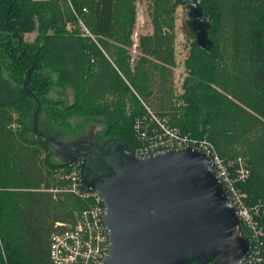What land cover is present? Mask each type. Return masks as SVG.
I'll list each match as a JSON object with an SVG mask.
<instances>
[{
  "label": "trees",
  "instance_id": "trees-1",
  "mask_svg": "<svg viewBox=\"0 0 264 264\" xmlns=\"http://www.w3.org/2000/svg\"><path fill=\"white\" fill-rule=\"evenodd\" d=\"M199 1L203 16L210 15L208 8L213 0ZM170 2L163 0L159 10L171 14L174 5ZM134 6V0H0V264H51L49 242L55 222H72L87 206L72 193L50 191L63 183L54 171L69 168L70 162L52 160V149L39 145L28 134L25 120L37 103L22 83L32 60L36 66L28 87L42 106L49 102L46 96L54 84H68L74 98L65 107V116L106 118L132 151L139 145L133 133L134 120L145 109L136 99V110L125 114L122 98L106 96L130 92L112 63L143 95L146 88L150 106L159 111L160 107L170 109L164 107V95L155 94H169L170 71L161 68L155 72L156 64L142 58L132 73L119 48L132 44ZM225 8L227 47L214 34L216 22L212 18L208 36L213 46L206 50L194 40L185 61L188 75L181 98L186 112L178 115L173 110V121L170 117L169 122L180 127V134L208 140L227 160L243 158L249 172L235 185L244 194V201L252 205L264 201V0H227ZM82 18L90 34L67 29V21ZM33 31L37 34L32 42L23 40L24 34ZM19 36L25 49L19 47ZM141 39L142 52L155 55L163 64H172L171 51H163L158 33ZM105 53L116 54L115 60L110 61ZM95 58L100 61L98 69L93 64ZM228 61L232 66H227ZM141 63L146 64L142 69ZM52 73L56 74L55 81ZM12 112L17 115L16 129L10 126ZM64 112L58 110L57 116ZM196 113L203 114L200 129ZM232 151L247 155L249 160L241 155L229 156ZM231 172L235 178L234 165ZM256 251L255 264H264V233Z\"/></svg>",
  "mask_w": 264,
  "mask_h": 264
},
{
  "label": "water",
  "instance_id": "water-1",
  "mask_svg": "<svg viewBox=\"0 0 264 264\" xmlns=\"http://www.w3.org/2000/svg\"><path fill=\"white\" fill-rule=\"evenodd\" d=\"M188 7V26L198 46L210 49L209 21L199 0ZM21 47L22 37H18ZM24 52V50H23ZM32 60L23 81L36 100L32 138L61 154L81 159L79 183L102 197L109 247L102 264H242L251 243L237 208L211 159L193 147L136 155L118 137L101 147L91 141L46 139L38 131L40 102L28 88Z\"/></svg>",
  "mask_w": 264,
  "mask_h": 264
},
{
  "label": "rangeland",
  "instance_id": "rangeland-1",
  "mask_svg": "<svg viewBox=\"0 0 264 264\" xmlns=\"http://www.w3.org/2000/svg\"><path fill=\"white\" fill-rule=\"evenodd\" d=\"M162 1L163 0H134L135 19H134L133 30L130 35L132 44L127 47L119 45V48L123 50L122 54L123 56H126V60L128 62V69H130L132 73L135 72L134 71L135 66L138 61H141L142 58L147 59V60H152L156 64V67L154 70L155 72L157 70H160L161 68H165L166 70L170 71L171 80H170V84L167 85V90L170 88L169 94L166 95V92L165 93H155L156 96L164 95V99L167 101V103L165 104L166 106L164 107H168L170 109L169 110L166 108L161 109V107L159 106L160 107V111H159L154 106H150L147 103L146 97H145L146 88L143 90L144 95L140 93L139 90L134 87V85H131L129 83V79L122 74L121 72L122 69L120 68L121 69L120 70L119 67L116 66L114 63H112L113 67L116 69L119 76L123 78L122 80H124L123 82L126 84V86L129 87L130 92L123 90V91H120L119 95L108 93L106 94V96H108L109 98L113 97L114 99L122 98L125 103V109H124L125 114H130L132 111L136 110V107L138 104L136 101L137 99L139 103L142 104L143 108L145 109V111L142 114L137 115V117L138 116H141V117L148 116L150 115L149 112H152V114H154L156 117L160 119L162 117L167 118V123H166L167 126L168 125L175 126V124L173 125L172 123H170L171 121H173V116H174L170 112L174 110L177 112L176 114L178 115H181L184 112H186L184 109L185 106H183L184 104L181 98V95L183 94L182 84H183L185 77L188 75V70L185 66V61L190 54L192 42L195 40V36L189 31L190 30L188 27L189 15H188L187 4L177 3L176 0H171L170 4L174 5V10L171 14H166V13H162V11L159 10V6L161 5ZM226 6H227V0H213L208 8L210 15L208 14L205 16L206 19L210 22L211 20H213L212 18H214L216 22V28H215L214 34L218 37L223 47H227V38H228L227 36L228 25L226 23L227 18H225V15L227 12L226 11L227 9L225 8ZM63 11H65V8H63ZM66 13L67 12L65 11V14ZM82 20H78L76 22L67 21L66 22L67 29L71 31L82 32L83 34L86 33L87 32L86 30L88 27L86 26L84 20L83 21ZM156 33H158L159 39H160V36L162 38L160 42L162 41L161 47L163 51L167 53L171 51V53H168V54L173 59L172 64H163L159 60L155 59V55H149L141 51L142 50V47H141L142 39L141 38L155 36ZM36 34H37V31H33L32 33H29V34H24L23 40H25L26 42H32L34 38L36 37ZM92 36H93L92 38L96 40V42L99 44V47L101 48V50H103L99 41L95 39V36L93 34ZM107 42L114 44L118 48V46L113 42L112 39H107ZM21 47L25 49L24 45H21ZM107 57L109 58L110 61L115 60L116 54H112ZM93 62H94L93 64L95 68L98 69L100 61H98L97 58H95ZM141 64H140L141 69L146 66V64H142V65ZM227 66L229 67L232 66V63L228 61ZM125 68H127L126 65H125ZM27 70H26V73H27ZM55 76L56 74L52 73V77L54 81L56 80ZM93 80H94V77L93 78L91 77L90 82H92ZM150 89L153 90V88H150ZM155 94L154 95L152 94L150 96L154 97ZM46 98H48L47 100L49 102L44 104L43 106L40 103L42 107L40 106L41 109L38 115V131H39V134L45 137L46 139L71 142L75 140H83L87 137L88 134H91V141L96 146L101 147L102 144L106 140L112 137H118L115 134L116 133L115 130L111 129V127L109 126L110 122L106 118L101 117L99 115L89 116L86 114H69L65 116L67 114L66 112H64L66 111L65 107L71 104L74 98L73 91L68 84H63V85L54 84L52 88L50 89V91L48 92ZM35 103L37 102L35 101ZM58 110L64 112L63 113L64 117H63V114L60 116H57ZM34 111L35 110H32L31 114L25 120L27 128H28V134L30 136H32V122H33ZM12 115H13V120L10 126L13 129H16L17 115L14 112H12ZM194 117L197 118V122H198L197 128L198 129L202 128L201 121L203 119V114L196 113ZM176 118H177V115H176ZM169 119L171 120L170 122H169ZM175 128L178 132L182 131L180 127L177 125L175 126ZM188 132L191 133V131H188ZM133 133H134V137L136 141L139 142L134 131ZM189 133H185V134H189ZM191 135L192 134H190V136ZM51 152H52V160L57 161V162L64 161V158L61 154L55 152L54 150H52ZM45 153L46 151L43 150L42 156H44ZM231 155L245 156L249 160V157L247 155L237 153V151L230 152L229 156ZM207 156L212 161V158L209 155ZM227 161L230 163L233 162L231 158L230 159L228 158ZM54 172H56V170Z\"/></svg>",
  "mask_w": 264,
  "mask_h": 264
},
{
  "label": "built area",
  "instance_id": "built-area-1",
  "mask_svg": "<svg viewBox=\"0 0 264 264\" xmlns=\"http://www.w3.org/2000/svg\"><path fill=\"white\" fill-rule=\"evenodd\" d=\"M149 113L148 116L137 117L134 120L133 128L140 145L133 152L138 156H145L172 148L193 147L209 155L218 176L227 187L232 203L238 210L251 243L250 252L243 263L255 264L258 260L256 250L264 233V201L248 205L244 201V194L235 185L236 180L244 179L249 172L244 159L238 157L230 163L219 155L208 140L197 141L190 135L180 134L176 128L166 125L167 118L160 119L152 112ZM74 161H70L69 168L62 167L56 170L55 176L63 183L50 191L72 193L83 199L87 206L76 214L74 221L55 222L49 242V259L51 264H102L109 247L108 233L103 222L104 202L96 190L81 188L79 183L81 159ZM233 165L235 178L231 172Z\"/></svg>",
  "mask_w": 264,
  "mask_h": 264
}]
</instances>
